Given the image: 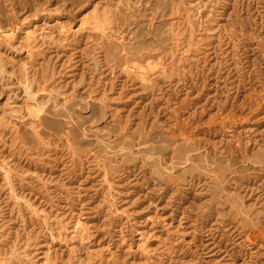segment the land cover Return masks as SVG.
<instances>
[{
    "label": "rangeland",
    "instance_id": "obj_1",
    "mask_svg": "<svg viewBox=\"0 0 264 264\" xmlns=\"http://www.w3.org/2000/svg\"><path fill=\"white\" fill-rule=\"evenodd\" d=\"M0 264H264V0H0Z\"/></svg>",
    "mask_w": 264,
    "mask_h": 264
}]
</instances>
